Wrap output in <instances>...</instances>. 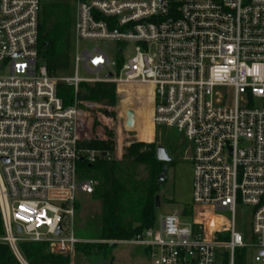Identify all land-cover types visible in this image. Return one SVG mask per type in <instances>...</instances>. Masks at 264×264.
Here are the masks:
<instances>
[{
  "label": "built area",
  "instance_id": "1",
  "mask_svg": "<svg viewBox=\"0 0 264 264\" xmlns=\"http://www.w3.org/2000/svg\"><path fill=\"white\" fill-rule=\"evenodd\" d=\"M47 1L75 11V74L60 80L75 91L80 83L150 86L153 126L188 144L187 214L160 215L130 240L108 242L144 246L151 264H236L237 254L264 264V0H0V242L20 264H29L20 242L71 255L84 242L74 236L73 204L96 184L78 177L77 163L121 159L122 146L79 144L88 139L82 110L76 100L63 105L59 79L39 55ZM89 40L115 43L116 60L99 48L80 54ZM79 63L95 76L80 77ZM238 209L249 241L235 230Z\"/></svg>",
  "mask_w": 264,
  "mask_h": 264
},
{
  "label": "trees",
  "instance_id": "2",
  "mask_svg": "<svg viewBox=\"0 0 264 264\" xmlns=\"http://www.w3.org/2000/svg\"><path fill=\"white\" fill-rule=\"evenodd\" d=\"M70 28L71 7L69 4L62 2L42 4L38 24V50L50 75L55 76L57 71H65L69 66ZM119 87L131 91L115 106L117 114L122 115L133 104H135V111H141L146 104L145 99L149 97L150 108L146 109V120L153 125L150 120L153 108L152 88L138 85H131V87L120 85ZM56 92L64 106H71L76 100L78 103L88 101L112 107L118 101L115 85L110 83H80L75 91L72 85L57 82ZM93 111L95 110H89V112ZM119 130H121L120 127ZM147 135L152 134L146 132V135L137 137ZM118 137L120 141V133ZM164 141L169 142L168 145L176 146L169 136ZM79 144L81 147L102 152L112 153L115 148V142L111 139L88 138ZM156 146V142L131 140L128 145L124 146L119 160L100 157L92 164L80 161L79 166L84 169L81 177L90 178L96 182L90 194L92 199L100 204V212L96 221L98 236L95 239L106 242L78 243L75 249L85 254L100 252L106 256L114 244L108 241L130 240L143 229L154 225L156 221L155 199L163 184L157 181V177L168 165L156 159ZM140 168L144 170V176L139 175ZM2 234L3 226L0 216V236ZM18 247L21 255L29 264L71 263L70 255L50 252L47 242H20ZM237 255V262L242 263V255ZM0 264H20L9 246L2 242H0ZM222 264H226V260Z\"/></svg>",
  "mask_w": 264,
  "mask_h": 264
},
{
  "label": "rangeland",
  "instance_id": "3",
  "mask_svg": "<svg viewBox=\"0 0 264 264\" xmlns=\"http://www.w3.org/2000/svg\"><path fill=\"white\" fill-rule=\"evenodd\" d=\"M54 2V1H47ZM69 4V3H67ZM70 5V4H69ZM71 7V41H70V58L69 66L65 71H57L55 77L61 81L60 78L74 76L75 74V62H74V26H75V11L74 7ZM132 46V44H130ZM79 52L82 53L83 49L93 50L99 48L103 50L111 60H116V44L112 42L102 40H89L79 42ZM130 51V48L125 50L124 55ZM77 72L80 77H93L94 73L88 72L84 69L82 63L77 65ZM106 69L99 73L100 77L105 76ZM65 83V82H64ZM67 84V83H66ZM91 84V83H89ZM128 87V85H126ZM131 87V85H129ZM116 94L118 101L112 107H107L102 104H98L100 107L98 110L89 112V109L84 107V103L88 101H81L78 103L82 113H80V127L83 132H86V138H102L111 139L115 142V147L123 148L129 144V141H141V142H156L157 145H163L168 154L173 157L172 166H170L166 173V178L160 187L158 195L160 197L159 208L156 209V220L160 215L183 213L187 214L188 206L191 205V191H192V164L188 160L186 149L188 144L177 133L176 130L167 128L164 126H153L146 120L147 111L150 108L149 97L145 99L144 108L141 111H135V104L129 106L127 109L133 107L135 112V130L125 127V112L122 115L117 114L115 106L117 103L128 95L131 90L121 89L116 86ZM104 111H107L105 114ZM96 122V123H94ZM119 127L121 130H119ZM119 130V131H118ZM151 133L150 136H143L138 138L139 135H146ZM119 133L121 139L119 141ZM169 136L174 141L176 146L168 145L169 142H165L164 139ZM165 144V145H164ZM122 155V153H121ZM77 163V174L81 177L82 169ZM145 172L142 168L139 169V175L144 176ZM84 178V177H83ZM100 212V204L98 201L92 199L90 195H79L78 199L73 204V232L74 236L84 240L82 243H100L102 241L97 240L98 232L96 230V221ZM70 217H66L63 220L65 227H69L71 224ZM235 230L244 237L247 241L250 239V230L248 226V219L242 213L240 209L235 214ZM256 249L250 251V255H254ZM71 264H151L149 256L145 252V248L142 245L135 243H114L108 255L104 256L100 252H92L85 254L80 250L74 249L70 255ZM236 264H249V259L244 263Z\"/></svg>",
  "mask_w": 264,
  "mask_h": 264
},
{
  "label": "water",
  "instance_id": "4",
  "mask_svg": "<svg viewBox=\"0 0 264 264\" xmlns=\"http://www.w3.org/2000/svg\"><path fill=\"white\" fill-rule=\"evenodd\" d=\"M107 76L110 77L111 74L108 73ZM84 107L86 109H89V110H98L100 106L98 104L93 103V102H85ZM104 113L106 114L107 111H104ZM124 124H125L126 128H129L131 130L135 128V112H134L133 107L126 110ZM155 157L157 160L162 161V162H166V163L171 162L173 159V157L168 154L166 148L163 145H157L156 146ZM166 173H167V168H164L162 170V172L158 175L157 181L159 183L164 181V179L166 178ZM159 204H160V197H159V195H157V197L155 199V208L156 209L159 208ZM60 229H61V226L59 225L57 228V232H59ZM17 230H18V232H20L21 228L18 227Z\"/></svg>",
  "mask_w": 264,
  "mask_h": 264
},
{
  "label": "flooded vegetation",
  "instance_id": "5",
  "mask_svg": "<svg viewBox=\"0 0 264 264\" xmlns=\"http://www.w3.org/2000/svg\"><path fill=\"white\" fill-rule=\"evenodd\" d=\"M172 160H173V159H172ZM171 163H172V161L168 163V165H167V167H166V168H167V170H168V168H169L170 166H172V164H171Z\"/></svg>",
  "mask_w": 264,
  "mask_h": 264
},
{
  "label": "bare ground",
  "instance_id": "6",
  "mask_svg": "<svg viewBox=\"0 0 264 264\" xmlns=\"http://www.w3.org/2000/svg\"><path fill=\"white\" fill-rule=\"evenodd\" d=\"M148 87H150V86H148ZM153 109V108H152ZM150 120H151V118H150ZM152 122V121H151Z\"/></svg>",
  "mask_w": 264,
  "mask_h": 264
},
{
  "label": "crops",
  "instance_id": "7",
  "mask_svg": "<svg viewBox=\"0 0 264 264\" xmlns=\"http://www.w3.org/2000/svg\"><path fill=\"white\" fill-rule=\"evenodd\" d=\"M151 95H152V91H151Z\"/></svg>",
  "mask_w": 264,
  "mask_h": 264
}]
</instances>
